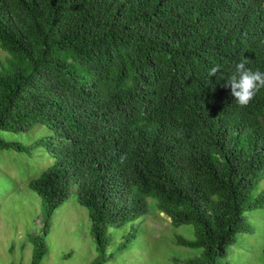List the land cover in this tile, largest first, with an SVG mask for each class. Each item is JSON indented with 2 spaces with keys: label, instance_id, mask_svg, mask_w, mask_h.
Masks as SVG:
<instances>
[{
  "label": "trees",
  "instance_id": "16d2710c",
  "mask_svg": "<svg viewBox=\"0 0 264 264\" xmlns=\"http://www.w3.org/2000/svg\"><path fill=\"white\" fill-rule=\"evenodd\" d=\"M0 50V132H52L32 145L0 138V150L53 159L28 184L43 236L75 187L90 264L109 260L108 230L150 203L193 229L174 244L199 254L173 264H228L253 231L246 212L262 207L264 89L241 108L223 85L241 61L264 72V0H0ZM33 243L39 264L47 250Z\"/></svg>",
  "mask_w": 264,
  "mask_h": 264
},
{
  "label": "rangeland",
  "instance_id": "374dc122",
  "mask_svg": "<svg viewBox=\"0 0 264 264\" xmlns=\"http://www.w3.org/2000/svg\"><path fill=\"white\" fill-rule=\"evenodd\" d=\"M6 58L7 54L0 50V65H5ZM50 135L52 132L45 126L24 133L0 132L4 141L23 145H32ZM52 163L42 148L30 156L0 150V264H32L36 254L33 239L39 236L47 250L39 264H90L95 259L88 211L78 204L75 187L52 213L43 236L45 209L28 184ZM253 197L261 201L262 207L246 212V221L253 231L237 235L236 243L228 250V264H264V179L255 187ZM149 205L146 215L108 230L106 254L110 258L105 264H173V259L184 261L199 254V250L174 244L176 235L194 238L191 226L173 227L153 203ZM131 232L136 237L121 248Z\"/></svg>",
  "mask_w": 264,
  "mask_h": 264
},
{
  "label": "clouds",
  "instance_id": "9594fccd",
  "mask_svg": "<svg viewBox=\"0 0 264 264\" xmlns=\"http://www.w3.org/2000/svg\"><path fill=\"white\" fill-rule=\"evenodd\" d=\"M246 63V60L237 63L235 72L223 85L225 88H230L231 96L241 108L248 107L261 89H264V72L258 69L253 71L246 67ZM218 72L220 66L215 65L210 68L208 75L214 77Z\"/></svg>",
  "mask_w": 264,
  "mask_h": 264
}]
</instances>
